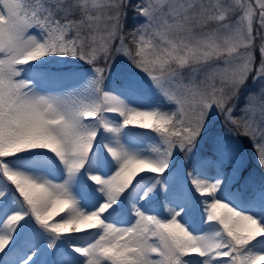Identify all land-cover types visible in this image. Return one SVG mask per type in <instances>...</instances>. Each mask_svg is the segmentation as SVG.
<instances>
[{"label": "snow or ice", "instance_id": "obj_1", "mask_svg": "<svg viewBox=\"0 0 264 264\" xmlns=\"http://www.w3.org/2000/svg\"><path fill=\"white\" fill-rule=\"evenodd\" d=\"M0 264H264V0H0Z\"/></svg>", "mask_w": 264, "mask_h": 264}, {"label": "rangeland", "instance_id": "obj_2", "mask_svg": "<svg viewBox=\"0 0 264 264\" xmlns=\"http://www.w3.org/2000/svg\"><path fill=\"white\" fill-rule=\"evenodd\" d=\"M147 143V142H146ZM57 182H59V181H57ZM53 219H58V217H53Z\"/></svg>", "mask_w": 264, "mask_h": 264}]
</instances>
